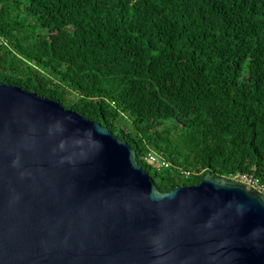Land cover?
<instances>
[{
  "label": "trees",
  "instance_id": "16d2710c",
  "mask_svg": "<svg viewBox=\"0 0 264 264\" xmlns=\"http://www.w3.org/2000/svg\"><path fill=\"white\" fill-rule=\"evenodd\" d=\"M0 81L111 130L163 192L264 182V0H0Z\"/></svg>",
  "mask_w": 264,
  "mask_h": 264
},
{
  "label": "water",
  "instance_id": "95a60500",
  "mask_svg": "<svg viewBox=\"0 0 264 264\" xmlns=\"http://www.w3.org/2000/svg\"><path fill=\"white\" fill-rule=\"evenodd\" d=\"M0 264H264V195L163 192L111 130L0 81Z\"/></svg>",
  "mask_w": 264,
  "mask_h": 264
},
{
  "label": "built area",
  "instance_id": "2783aa9c",
  "mask_svg": "<svg viewBox=\"0 0 264 264\" xmlns=\"http://www.w3.org/2000/svg\"><path fill=\"white\" fill-rule=\"evenodd\" d=\"M146 159L151 164L158 166L159 169H161L162 167L169 168L171 165L168 161L163 160V159H161V158H159V157H157L151 153L146 157ZM190 174H191L190 171L184 172L185 177H189ZM230 178L238 180V181L246 184L250 188L257 190L258 192H260L261 194L264 195V182L260 178L253 176V175H250V174H247V173L235 174V175L231 176Z\"/></svg>",
  "mask_w": 264,
  "mask_h": 264
},
{
  "label": "rangeland",
  "instance_id": "374dc122",
  "mask_svg": "<svg viewBox=\"0 0 264 264\" xmlns=\"http://www.w3.org/2000/svg\"><path fill=\"white\" fill-rule=\"evenodd\" d=\"M71 97H72V98H74V97H75V95L73 96V95L71 94Z\"/></svg>",
  "mask_w": 264,
  "mask_h": 264
}]
</instances>
